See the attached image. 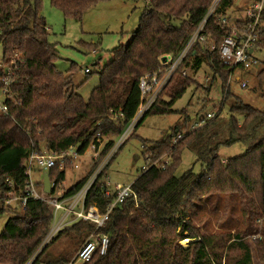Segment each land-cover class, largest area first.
Here are the masks:
<instances>
[{
  "label": "trees",
  "instance_id": "16d2710c",
  "mask_svg": "<svg viewBox=\"0 0 264 264\" xmlns=\"http://www.w3.org/2000/svg\"><path fill=\"white\" fill-rule=\"evenodd\" d=\"M101 1L107 0H50L66 19L79 22ZM213 1L149 0L131 41L110 51V62L98 73L99 85L85 101L72 80L77 66L73 64L66 74L56 66L60 58L57 45L49 42L48 25L41 14L43 0H0L2 61L10 65V74L0 71V90L5 88L4 79L8 80V96L14 99L6 96L8 113L0 115L3 193L8 179L19 188L23 186L25 161L32 149L60 154L79 145L77 151L83 154L93 144L98 149L99 139H107L97 165L143 103L141 79L162 72L161 60L175 58L184 50ZM232 4L233 0L220 2L204 26L206 41L192 45L133 133L149 116L178 113L173 110L174 104L196 83L188 72L196 75L203 65L221 81L225 101H234L229 115L221 116L219 112L212 119L202 118L201 127L187 132L186 115L183 123L172 127L160 141L141 139L142 156L149 159H145L148 169L132 185L137 202L131 197L113 209L101 230L109 237L106 256L95 254L83 264H254V255L264 262V107L254 108L231 93L228 83L232 70L218 54V47L229 34L221 19ZM252 23L249 19L236 25L244 31ZM255 36L254 51L264 50V9ZM258 79L264 80V69ZM262 99L264 102V94ZM180 134H184L183 139L173 144ZM238 144L245 147L243 155L225 162L220 159L221 148ZM185 149L194 152L202 171L189 170L177 177ZM162 157H168L169 164L164 169L153 166ZM66 169L52 168L50 179L60 185L65 181ZM88 177L65 196L77 192ZM106 190L99 179L87 197L88 205L95 203L104 210ZM223 195L239 198L244 229L218 231L222 224L212 231L207 222L195 223L201 207L204 209L211 197ZM5 198L0 196V216L8 208ZM52 217L51 206L38 200H30L23 213L10 217L0 232V264H28L32 259V264H70V252L52 256L50 246L64 234L69 236V244H77L95 228L87 222L66 227L37 254ZM185 239L191 241L187 248L181 245Z\"/></svg>",
  "mask_w": 264,
  "mask_h": 264
},
{
  "label": "rangeland",
  "instance_id": "374dc122",
  "mask_svg": "<svg viewBox=\"0 0 264 264\" xmlns=\"http://www.w3.org/2000/svg\"><path fill=\"white\" fill-rule=\"evenodd\" d=\"M148 2L149 0L101 1L89 10L82 21L79 22L66 19L60 10L52 7L50 0H43L41 14L48 25L49 42L57 45L56 48L60 58L56 66L64 74L69 72L73 64L77 66L73 78L74 82L79 84L78 94L85 101L89 99L92 90L99 85L98 73L103 66L110 62L112 58L110 51L121 44L126 46L131 41L133 33L138 29L139 18ZM262 2L264 9V0H233V4L225 16L227 18L226 25L234 26L239 30L236 23L251 19L249 12L253 11L256 4ZM178 23L179 21H175V24ZM90 45L94 46L90 47ZM95 45H98V47ZM2 52V46L0 45V70L4 72L9 69L10 65L2 61ZM252 60L255 62L252 63L250 70L245 74L241 70H237L228 84H230L231 93L244 103L257 109H263L264 81L260 85L258 75L264 69V50L257 48L252 54ZM161 62L166 64L167 59H162ZM95 63L100 65L96 66ZM86 68L90 71L89 75L84 72ZM188 74L193 76L196 83L174 104L173 110L178 113L147 117L135 130L133 136L122 146L107 170L104 171V175L108 176L112 188L116 183L128 185L135 181L146 167L145 159L142 156L141 139L150 142L160 141L172 127L183 123L186 115L189 116L186 132L193 130L195 128L194 124L205 118L209 113L216 115L221 112V116L229 115L230 107L234 101H225L222 83L214 78L215 76H213L209 67L203 65L196 75L191 72H188ZM243 82H246L247 87L243 88L241 86ZM2 90H0V102L5 99V92ZM183 110L185 113L180 114ZM192 117L194 119H191ZM107 141V139L103 140L102 146ZM115 141L118 142L119 138ZM41 147H44L43 143ZM73 148L78 150L79 145ZM245 151V147L238 144L229 148H221L218 156L223 161L243 155ZM94 152V149L91 148L83 155L78 164L79 169H66L65 181L59 185L55 195L60 196L84 177L93 173L100 163L96 165L97 161L93 160ZM161 159L162 161H169L168 157H162ZM95 165L96 167L90 173ZM189 170L200 173L202 167L194 152L185 149L176 176L180 177ZM33 176L37 181L42 178L40 172H35ZM21 213L20 208H7L6 212L0 216V232L10 217ZM242 213L243 207L237 196H213L205 204V208L201 207V210H199L198 220H194L198 225L207 222L208 229L212 231L224 224L222 229L218 231H228L230 229L234 232L245 228ZM85 241L69 244V236L64 234L55 244L50 246L48 252L52 256H59L61 251L70 252L73 256L70 264H82L79 261L73 263V259ZM41 250L40 248L37 254ZM32 260L28 264H32ZM254 264H264V262L258 260L254 255Z\"/></svg>",
  "mask_w": 264,
  "mask_h": 264
},
{
  "label": "built area",
  "instance_id": "2783aa9c",
  "mask_svg": "<svg viewBox=\"0 0 264 264\" xmlns=\"http://www.w3.org/2000/svg\"><path fill=\"white\" fill-rule=\"evenodd\" d=\"M221 1L222 0H214L212 2L206 18L198 26L184 50L175 58H172L171 56L166 57L167 63L162 64V72L147 75L141 79L140 91L142 94L143 103L138 109V112L125 128L122 135L118 137L119 141H115L113 147L103 157L96 169L92 174L89 175L86 182L77 192L67 197L65 196V192L60 196H57L55 193L59 188V185L50 179L51 193L45 194L43 191V174L46 172L50 173V170L56 166L59 169L64 170L68 164L70 165L69 168L75 170L79 169L78 164L80 159L91 148H93L95 151L93 160L98 161L101 149L104 146V144L102 146V142L105 139L98 140V149H96V146L93 144L83 154H80L73 147L61 152L60 154L49 152L40 153L39 151L32 149L28 152V156L25 161L26 172L23 186L19 188L12 180H6L7 189L5 193H3V190L0 189V196L4 195L6 197V207H15L16 209L20 208L23 213V211L26 209L27 203L30 200H38L47 203L53 209L50 230L42 244L41 249L48 245L53 239H55L66 227L79 222H87L94 226V232L90 234L86 241L81 245L73 259V263L76 261H79L82 264L88 263L93 259L95 254L106 256L109 247V237L108 235L102 233L101 230L109 221L110 214L115 207L121 205L124 201L131 197H133L134 201L137 202V197L132 189L134 181L128 185L116 184L112 188L108 176L104 175V171L107 170L119 150L133 133L135 127L155 102L156 98L167 85L172 75L182 64L192 45L196 41H206V38L202 34L204 26L209 17L215 12ZM262 10L263 2L254 6L253 11L249 12V16L251 19H253V23L244 31H239L234 26L226 25V17L221 19V24L224 25L227 30H229V34L223 39L220 46L218 47V54L222 63L232 70L229 81L237 70L248 71L250 70L252 63L255 62L252 60V54L254 53V45L256 43L255 32ZM213 50L214 47L211 48V51ZM84 72L86 74L90 73L89 69H85ZM3 73L10 74V69L4 71ZM183 75H186L185 71L183 72ZM4 81L6 85L2 91L5 92V99L7 96L8 98L12 99V101H14L12 97L8 96L10 92L7 88L8 80L6 81V79H4ZM241 86L243 88L247 87L246 82H243ZM5 99L3 102H0V115H6L8 113V105ZM214 116V113H209L205 117V120L212 119ZM203 124L204 120L196 122L194 124V129L201 127ZM183 136L184 134L178 135L173 140V144H176L178 141L182 140ZM141 148L143 149V146H141ZM145 159L148 160L149 156H146ZM167 164H169V161H162V159H160L154 162L153 166L164 169ZM147 169V167L144 168V170ZM35 172H40L42 174L41 180L37 181L34 179L33 174ZM99 179H102L101 182L103 183V187L107 188L104 196L108 199V202L104 210H101L100 207L95 203L90 205L87 203V197L92 187Z\"/></svg>",
  "mask_w": 264,
  "mask_h": 264
},
{
  "label": "water",
  "instance_id": "95a60500",
  "mask_svg": "<svg viewBox=\"0 0 264 264\" xmlns=\"http://www.w3.org/2000/svg\"><path fill=\"white\" fill-rule=\"evenodd\" d=\"M166 60V57L164 58ZM43 180H44V187L43 191L45 194L51 193V185H50V173L46 172L43 174Z\"/></svg>",
  "mask_w": 264,
  "mask_h": 264
},
{
  "label": "crops",
  "instance_id": "0c3cea01",
  "mask_svg": "<svg viewBox=\"0 0 264 264\" xmlns=\"http://www.w3.org/2000/svg\"><path fill=\"white\" fill-rule=\"evenodd\" d=\"M95 64H96V63H95ZM86 69H88V68H86ZM246 72H247V71H242L243 74H245ZM89 74H90V73H88L87 75H89ZM247 75H248V74H247ZM72 80H73L74 85H75L76 87H78L79 84L74 82V78H72ZM263 81H264V80H263ZM263 81H262V82H263ZM246 82H247V81H246ZM262 82H260V80H258V83H259L260 85H262V84H261ZM77 93H78V90H77ZM263 94H264V92L262 93V95H263ZM191 119H194V117H192ZM141 146H142V145H141ZM220 159H221V158H220ZM227 160H228V159H225V160H223V161H227ZM137 178H138V177H137ZM137 178H136V179H137ZM116 184H118V183H116Z\"/></svg>",
  "mask_w": 264,
  "mask_h": 264
},
{
  "label": "bare ground",
  "instance_id": "6f19581e",
  "mask_svg": "<svg viewBox=\"0 0 264 264\" xmlns=\"http://www.w3.org/2000/svg\"><path fill=\"white\" fill-rule=\"evenodd\" d=\"M190 240H184V241H182V243H181V245H183L184 247H188V245L190 244Z\"/></svg>",
  "mask_w": 264,
  "mask_h": 264
}]
</instances>
